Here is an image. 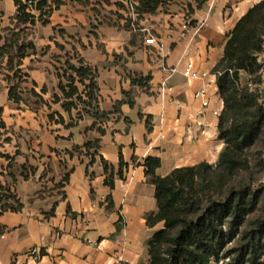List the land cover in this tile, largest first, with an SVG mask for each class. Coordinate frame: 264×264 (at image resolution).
Here are the masks:
<instances>
[{"label":"crops","instance_id":"crops-1","mask_svg":"<svg viewBox=\"0 0 264 264\" xmlns=\"http://www.w3.org/2000/svg\"><path fill=\"white\" fill-rule=\"evenodd\" d=\"M48 1L60 4L48 24L36 23L26 30L22 40L33 42L39 54L25 58L20 68L29 75L25 87L34 82L38 93L47 88L42 96L51 109L38 106L27 94L29 103L22 110L9 100V56L0 54V108L6 124L0 151L14 158L11 163L0 158V181L9 184L24 205L20 212L0 216L4 228L0 264H147L148 242L163 229V223L154 228L147 225L146 217L157 211V201L146 161L160 160L154 175L162 178L175 169L218 162L225 147L218 131L224 103L214 69L236 24L263 0H165L154 14L141 16L133 14L123 0ZM16 14L15 0H0V48L19 32ZM150 35L164 40L171 54L164 57L146 45ZM67 52L78 53L98 71L102 111L113 112L125 99L124 93L135 103L134 107L122 104L119 112L100 125L103 136L91 130V118L73 129L49 122L48 116L54 113L68 121L62 106L52 104L59 93L55 67L66 60ZM189 62L208 77L185 78L182 72ZM173 68L177 72L168 81L173 87L168 97L178 103L159 96L161 83ZM148 77L147 87L133 84ZM261 77L264 103V64ZM240 80L250 85L245 71L240 72ZM206 84L210 105L197 120L202 106L194 95ZM190 126L194 138L188 137ZM199 127L206 129L204 136L197 134ZM5 138L11 141L4 143ZM97 138L100 156L110 167L108 174L100 156L90 165L83 151L74 152ZM23 168L29 173L27 180L21 176ZM71 170L69 182L58 187ZM112 174L114 189L105 184ZM32 250L40 253L38 262L28 257Z\"/></svg>","mask_w":264,"mask_h":264},{"label":"trees","instance_id":"trees-1","mask_svg":"<svg viewBox=\"0 0 264 264\" xmlns=\"http://www.w3.org/2000/svg\"><path fill=\"white\" fill-rule=\"evenodd\" d=\"M138 3L136 12L141 16L154 14L166 1L139 0ZM32 4L31 8L26 0H15L19 32L6 41L0 48V54L9 56L6 75L9 100L21 110L22 105L28 106L32 99L38 106L51 109V103L42 96L47 92L46 87L41 89V93L37 92L34 82L30 88L25 87L29 83V75L20 67L25 58L38 55L39 51L33 42L22 40V37L36 23L48 24L50 15L60 2L51 4L48 0H32ZM263 45L264 0L253 6L236 24L229 35L224 56L214 69L224 103L218 123L219 139L225 143L215 165L201 163L179 168L162 178L154 175L161 165L160 160L146 161L153 175L150 182L155 185L157 201V211L146 217L147 225L154 228L163 223V229L148 242L147 264H264V216L252 219L262 211L264 188L257 187L253 177L248 180L239 178L242 173L252 170L248 153L264 138L261 94L258 89L252 90L249 85L241 84L240 72L245 71L250 76L251 85H261L263 65L257 63V56ZM56 47L65 51L61 44L56 43ZM48 50L49 47L42 52ZM65 57L66 60L55 67L59 93L54 95L52 104L62 106L68 121L61 114L54 113L48 116L49 122L73 129L81 121L91 118L94 120L91 130L96 129L103 136L105 130L100 125L111 114L119 112L122 104L134 107L135 103L129 93H124L125 99L116 104L113 112L102 111L98 71L76 52L72 56L67 52ZM149 79L134 80L133 84L147 87ZM26 94L29 100L24 97ZM3 113L4 109L0 108V136L1 130H6ZM10 141V138H5L4 143ZM100 149L101 140L97 138L75 148L74 152L83 151L93 165L96 157L100 156ZM68 154L73 156V152ZM100 157L108 174L109 164ZM0 158L10 163L14 160L1 151ZM257 165L263 168L264 161L260 160ZM123 168L122 161L118 173L120 178L124 175ZM72 172L58 187L63 188L69 182ZM9 176L16 182L14 175ZM21 176L25 180L30 177L25 168ZM114 183V174L105 180L111 189H114ZM23 207L11 186L0 181V216L20 212ZM3 232L4 228L0 226V234Z\"/></svg>","mask_w":264,"mask_h":264},{"label":"built area","instance_id":"built-area-1","mask_svg":"<svg viewBox=\"0 0 264 264\" xmlns=\"http://www.w3.org/2000/svg\"><path fill=\"white\" fill-rule=\"evenodd\" d=\"M124 3L126 4V6L129 8V10L133 13L136 14V8L138 6V1L139 0H123ZM26 2L28 3V5L33 6L32 4V0H26ZM35 11V10H34ZM37 12V11H35ZM38 14V12H37ZM184 29L187 30L188 29V23L185 24ZM145 44L149 45V46H153L155 48H157L159 50V52L164 56L167 57L171 54V49L167 48L165 45L164 40L160 39V38H156L154 35H150L149 38H147L145 40ZM264 45H263V49L262 52L258 54L257 56V63L263 65L264 64ZM169 72L171 73L170 77L165 79L162 83L161 86L159 88V96L161 97L162 100H169L171 102H175L178 103L176 100H174L173 98L168 97L169 93L173 92V87L169 86L168 81L171 78L172 75H174L177 70L175 68L170 69ZM183 76L187 79L190 80H203L206 77H208L207 73H201L200 71L196 70L193 66L192 63H188L186 65V67L184 68L183 72H182ZM208 84L205 85V87H203L202 89H200L199 91H197L194 95L195 99L201 102V110L198 111L197 113V120L200 119L203 114H204V110H206L210 103H209V99L207 97V88H208ZM187 134L189 138H194L196 137V133L195 130L193 128V126H190L187 128ZM198 135H202L204 136L206 134V129L203 127H199L198 131H197ZM28 257L33 260V262H38L40 260V253L37 250H32L31 252H29ZM121 264H129L128 261H122ZM220 264H223V262H221Z\"/></svg>","mask_w":264,"mask_h":264},{"label":"rangeland","instance_id":"rangeland-1","mask_svg":"<svg viewBox=\"0 0 264 264\" xmlns=\"http://www.w3.org/2000/svg\"><path fill=\"white\" fill-rule=\"evenodd\" d=\"M249 86L252 90L258 89L259 92H261L260 86L257 87V86H253L251 84ZM261 103H263L262 98H261ZM248 154H249V159H250V164L252 166V170L249 172L242 173V176H240L239 178L240 179L244 178V179L248 180V178L253 177V179L256 182V186L264 188V166H263V168H260L257 165L260 160L264 161V138L261 139L256 144L255 148L251 149ZM261 210L262 211L258 212L256 215H254L252 217V219H255L261 215L264 216V196H263V199L261 201ZM234 246H235V244L231 245L229 248L232 249ZM226 262H228V261H226Z\"/></svg>","mask_w":264,"mask_h":264}]
</instances>
